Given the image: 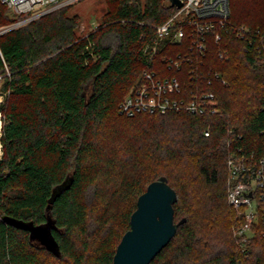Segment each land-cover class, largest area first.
Masks as SVG:
<instances>
[{"label":"trees","instance_id":"1","mask_svg":"<svg viewBox=\"0 0 264 264\" xmlns=\"http://www.w3.org/2000/svg\"><path fill=\"white\" fill-rule=\"evenodd\" d=\"M105 2L84 36L72 5L0 36V264H114L139 196L163 175L177 191L175 221L187 220L150 264H264V237L250 252L237 245L227 184L231 146H264V64L234 33L210 40L204 68L228 81L212 87L218 113L128 116L120 103L150 65L143 46L175 8ZM231 11L237 27L264 29V0H231ZM25 16L0 3V25ZM178 50L149 67L178 74L165 58Z\"/></svg>","mask_w":264,"mask_h":264},{"label":"built area","instance_id":"2","mask_svg":"<svg viewBox=\"0 0 264 264\" xmlns=\"http://www.w3.org/2000/svg\"><path fill=\"white\" fill-rule=\"evenodd\" d=\"M79 1L0 0L13 15L26 14L0 25V36ZM181 1V7H173L172 14L154 26V38L143 46L145 60L150 65L163 49L179 46L176 57H165L168 68H176L178 74L169 75L150 65L146 67L121 101V113L128 116L183 110L195 114L218 113L217 94L212 87L215 83L228 84V81L219 72L204 68L210 40L221 45L226 35L234 33L248 42L255 58L264 64V29L234 25L231 0ZM219 54L227 56V51L221 50ZM209 133L206 131V135ZM227 166L228 202L237 218L233 235L239 249L250 252L251 239L264 237V146L261 151L231 146Z\"/></svg>","mask_w":264,"mask_h":264},{"label":"water","instance_id":"3","mask_svg":"<svg viewBox=\"0 0 264 264\" xmlns=\"http://www.w3.org/2000/svg\"><path fill=\"white\" fill-rule=\"evenodd\" d=\"M165 8L181 7V0H165ZM177 191L163 175L152 181L137 201V208L131 215L130 229L123 235L114 255V264H150L168 245L177 229L187 218L175 221L174 203ZM5 221L17 226L30 227L15 218ZM37 236L43 242L54 244L48 227H39Z\"/></svg>","mask_w":264,"mask_h":264},{"label":"rangeland","instance_id":"4","mask_svg":"<svg viewBox=\"0 0 264 264\" xmlns=\"http://www.w3.org/2000/svg\"><path fill=\"white\" fill-rule=\"evenodd\" d=\"M105 9V0H80L76 4L72 5L71 12L77 13L81 16L82 22L79 33L84 36L95 30L97 26L102 22V15ZM3 100L4 95L0 93V102H2ZM1 153L2 152H0V155Z\"/></svg>","mask_w":264,"mask_h":264},{"label":"bare ground","instance_id":"5","mask_svg":"<svg viewBox=\"0 0 264 264\" xmlns=\"http://www.w3.org/2000/svg\"><path fill=\"white\" fill-rule=\"evenodd\" d=\"M1 131H2V119L0 116V136H1ZM0 152H1V141H0Z\"/></svg>","mask_w":264,"mask_h":264}]
</instances>
